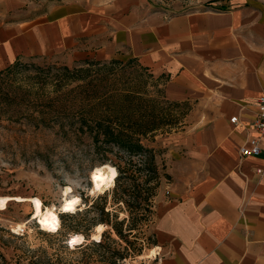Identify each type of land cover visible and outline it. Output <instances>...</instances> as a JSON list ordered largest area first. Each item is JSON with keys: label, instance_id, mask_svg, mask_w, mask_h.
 Wrapping results in <instances>:
<instances>
[{"label": "crops", "instance_id": "obj_1", "mask_svg": "<svg viewBox=\"0 0 264 264\" xmlns=\"http://www.w3.org/2000/svg\"><path fill=\"white\" fill-rule=\"evenodd\" d=\"M23 6L0 0L4 64L135 58L164 77L167 98L195 102L191 125L172 133L174 180L157 201L156 252L119 264H264V137L259 154L240 152L263 108L264 7L61 0L31 17Z\"/></svg>", "mask_w": 264, "mask_h": 264}, {"label": "rangeland", "instance_id": "obj_2", "mask_svg": "<svg viewBox=\"0 0 264 264\" xmlns=\"http://www.w3.org/2000/svg\"><path fill=\"white\" fill-rule=\"evenodd\" d=\"M60 1L22 0L23 10L34 17ZM151 1L172 12L237 3L264 7V0ZM24 60L27 62L22 68L0 75V81L4 80L0 83V197H36L40 203L11 198L6 208H0V264H119L149 253L156 242L157 201L164 191L168 194L174 180V162L169 153L172 133L191 125L190 113L195 102L174 103L167 99L164 77L134 58L122 59L123 64L108 60L107 71L101 69L103 81L137 83L145 95L158 100L159 107L167 108L179 119L144 137V142L156 149L160 173L153 194L149 187L155 180L146 181L148 169L137 171L136 177H116L111 185L93 190L91 171L105 164L113 165L114 161L101 163L99 155L89 150L91 139L81 133L76 116L65 107L84 95L85 86L72 83L74 88L66 87L73 89L64 95L60 88L65 79L54 66L67 64L65 60L48 56ZM84 60L68 65H81ZM10 63L0 61V69ZM133 162L137 164L122 160V165L132 171L143 161L134 156ZM66 186H71L69 194L81 198L74 212L60 209ZM32 205L34 211L55 205L60 221L52 228L41 227L32 217ZM103 206L109 213L102 211ZM99 223L102 229H98ZM75 232L82 233L84 239L73 244L71 235ZM100 239L103 244L97 242Z\"/></svg>", "mask_w": 264, "mask_h": 264}, {"label": "trees", "instance_id": "obj_3", "mask_svg": "<svg viewBox=\"0 0 264 264\" xmlns=\"http://www.w3.org/2000/svg\"><path fill=\"white\" fill-rule=\"evenodd\" d=\"M107 61L112 64H123L122 59L112 58L106 60L85 59L81 65L59 64L54 66L62 71V77L65 79L60 88V90H64L62 91L64 95L74 88L72 83L75 84V82L80 83V86H85L86 89L80 99L74 100L71 105L66 104L65 107H68L76 116V120L79 122L78 129L81 133L91 139L88 148L99 155L101 163L105 164L107 160L114 161L113 165H116L119 170L118 179L136 177L137 171L141 173L148 169L149 177L146 178V181L155 180L154 185L149 187L150 194H153L152 188L158 185L160 173L155 160L156 149L144 142V137L166 124L174 123L179 117L173 115L167 108L159 107L157 105L159 101L145 95V91L141 90L137 83L121 85L119 79L103 81L105 75L101 69L106 70ZM26 62L22 58H17L5 68L0 69V75L16 68H22ZM96 64L102 65L94 68L93 65ZM109 71H112L111 68ZM70 85L73 88L67 90L66 87H70ZM75 85L77 86V84ZM169 100L174 103L180 102L179 100ZM113 151H115L114 154L110 155ZM112 156H116L118 159ZM134 156L141 158L143 162L129 171L130 167L122 165V160L130 165L137 164V162H133ZM102 211L109 213L104 206ZM119 232L122 234L121 229ZM74 234L71 235V243L83 241L82 233L75 232ZM97 242L103 244L102 239Z\"/></svg>", "mask_w": 264, "mask_h": 264}, {"label": "bare ground", "instance_id": "obj_4", "mask_svg": "<svg viewBox=\"0 0 264 264\" xmlns=\"http://www.w3.org/2000/svg\"><path fill=\"white\" fill-rule=\"evenodd\" d=\"M117 174L118 170L114 165L105 164L94 168L90 175V180L93 182V190L102 189L111 185L115 181ZM70 191L71 186H66L64 188V197L60 206L62 211H73L80 203V196L76 194H69ZM11 198H15L16 200H30L31 202L40 203V200L36 197L5 196L0 197V208H6L7 203ZM33 211L34 207L32 210V217L37 219L38 223L41 224V227L52 228L55 227L60 221L59 212L57 211V207L55 205L39 207L34 212ZM102 226V224L98 225V229H102ZM19 228L20 226H18L16 230ZM154 252H156V248L151 249L149 253L154 254Z\"/></svg>", "mask_w": 264, "mask_h": 264}, {"label": "built area", "instance_id": "obj_5", "mask_svg": "<svg viewBox=\"0 0 264 264\" xmlns=\"http://www.w3.org/2000/svg\"><path fill=\"white\" fill-rule=\"evenodd\" d=\"M260 100L263 104V108L253 120V127L257 131V135H254L250 139V143L241 145L240 152L244 155L259 154L262 150L261 137H264V93L261 95ZM237 119L238 115H233L231 117L232 121H236Z\"/></svg>", "mask_w": 264, "mask_h": 264}, {"label": "water", "instance_id": "obj_6", "mask_svg": "<svg viewBox=\"0 0 264 264\" xmlns=\"http://www.w3.org/2000/svg\"><path fill=\"white\" fill-rule=\"evenodd\" d=\"M33 218H35V217H33Z\"/></svg>", "mask_w": 264, "mask_h": 264}]
</instances>
